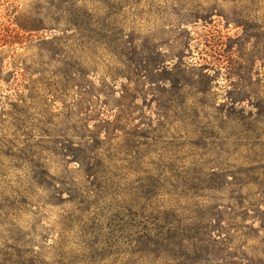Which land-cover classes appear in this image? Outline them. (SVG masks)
Here are the masks:
<instances>
[{"label": "trees", "instance_id": "1", "mask_svg": "<svg viewBox=\"0 0 264 264\" xmlns=\"http://www.w3.org/2000/svg\"><path fill=\"white\" fill-rule=\"evenodd\" d=\"M199 38L205 58L193 75L211 81L208 72H220L236 96L226 98L224 112L214 102L205 103L210 112H156L159 146L143 153L157 152L156 161L138 154L147 144L128 128V112L97 118L92 129L82 112H0V264H39L44 256L33 239L48 227L43 239L55 264H227L233 245L264 243V82L246 83V64L256 56L241 52L242 39L209 31ZM162 55L92 53L111 62L100 71L70 65L57 46L36 64L61 97L84 75L158 89L167 70ZM172 71L192 76L184 66ZM139 95L131 90V104ZM51 160L63 164L59 174L50 172ZM53 207L61 213L44 227ZM261 256L251 264H264Z\"/></svg>", "mask_w": 264, "mask_h": 264}, {"label": "rangeland", "instance_id": "2", "mask_svg": "<svg viewBox=\"0 0 264 264\" xmlns=\"http://www.w3.org/2000/svg\"><path fill=\"white\" fill-rule=\"evenodd\" d=\"M195 11L208 17L198 19ZM208 31L231 41L242 39L241 52L248 58L256 56L246 64V83L262 85L264 0H0V112H82L91 118L88 129L98 125L97 118L113 120L117 112H128V128L134 129L139 143L147 144L138 149V154L156 161L157 152L149 157L143 154L159 146L152 133L156 112H162V108L175 113L193 112V108L210 112L206 102H214L218 111L224 112L226 98L236 96L220 72L209 71L211 81L193 75L198 74L197 65L205 58L198 45L199 36ZM57 46L70 57L80 54L78 59L67 57L70 65L99 67L100 71L111 62L95 59L92 53L157 49L164 56L167 70L157 83L158 89L142 82L128 85L125 80L99 84V77L84 75L68 83L67 93L60 97L48 90L42 80L46 74L39 75L43 67L36 64L39 55L44 57L46 50ZM174 66L187 67L192 76L172 71ZM135 87L141 97L131 104L128 94ZM84 90L90 94L76 95ZM75 168V164H69L67 173L74 174ZM49 169L59 174L63 164L51 160ZM47 210L44 227L52 225L61 213L59 207ZM47 229L38 228L40 236L33 239L44 256L39 264L57 262L50 243L43 239L51 234ZM228 251L232 259L227 264H251L262 258L264 243L251 240Z\"/></svg>", "mask_w": 264, "mask_h": 264}]
</instances>
